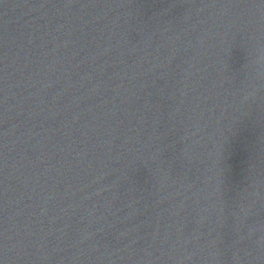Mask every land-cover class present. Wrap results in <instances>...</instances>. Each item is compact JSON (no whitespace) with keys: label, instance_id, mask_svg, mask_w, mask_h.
I'll return each instance as SVG.
<instances>
[{"label":"water","instance_id":"95a60500","mask_svg":"<svg viewBox=\"0 0 264 264\" xmlns=\"http://www.w3.org/2000/svg\"><path fill=\"white\" fill-rule=\"evenodd\" d=\"M0 264H264V0H0Z\"/></svg>","mask_w":264,"mask_h":264}]
</instances>
